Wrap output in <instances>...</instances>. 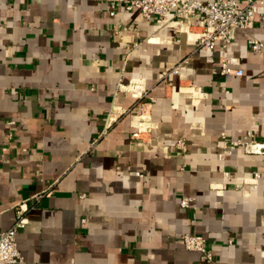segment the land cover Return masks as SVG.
Instances as JSON below:
<instances>
[{"label":"crops","instance_id":"0c3cea01","mask_svg":"<svg viewBox=\"0 0 264 264\" xmlns=\"http://www.w3.org/2000/svg\"><path fill=\"white\" fill-rule=\"evenodd\" d=\"M110 12L0 0V232L23 204L21 264H264V154L222 158L220 137L264 143V52L247 43L264 41V23L208 51L172 14ZM225 55L241 76L220 75ZM141 112L151 130L135 140ZM186 234L212 262L184 249Z\"/></svg>","mask_w":264,"mask_h":264},{"label":"built area","instance_id":"2783aa9c","mask_svg":"<svg viewBox=\"0 0 264 264\" xmlns=\"http://www.w3.org/2000/svg\"><path fill=\"white\" fill-rule=\"evenodd\" d=\"M94 1L107 4L111 8L110 16H114L115 10L119 7L126 11L138 9L146 20L172 14L174 25L177 27V34L185 33L190 41H196L197 48L208 51L213 50L217 44H220L223 49H227L234 40L237 30L247 31L256 22L264 23V0H215L208 3H203L200 0ZM196 17L198 23L194 24L190 19ZM184 18H187V20H184ZM247 43L253 52H264V41L250 37ZM185 64L186 60L179 62L169 73L178 74ZM239 65L238 58L225 55L220 59V75L241 76L242 70ZM262 74L264 75V70ZM139 90H141L139 85L133 86L132 93L135 98L138 97ZM224 93L228 92L224 89ZM138 119L137 130L132 134V138L142 140L143 136L150 133L151 127L144 112H141ZM9 124L14 123L10 122ZM220 137L223 143L222 158L229 155L238 146L249 148L255 153L264 154V143H244L240 140L229 141L224 133H221ZM176 146L181 152H185L184 139H179ZM224 176L228 177L229 173L224 172ZM261 178V173H254L249 180L256 184ZM213 188L216 189L217 187ZM192 202V198L183 197L180 200V206L183 209H190ZM26 212V206L19 205L12 226L6 231L0 232V264L23 263V257L16 245V233L28 223L25 217ZM181 242L185 250L197 252L203 262H212L213 255L207 249L206 240L202 236L186 234L181 237Z\"/></svg>","mask_w":264,"mask_h":264},{"label":"bare ground","instance_id":"6f19581e","mask_svg":"<svg viewBox=\"0 0 264 264\" xmlns=\"http://www.w3.org/2000/svg\"><path fill=\"white\" fill-rule=\"evenodd\" d=\"M191 37V36H190Z\"/></svg>","mask_w":264,"mask_h":264}]
</instances>
